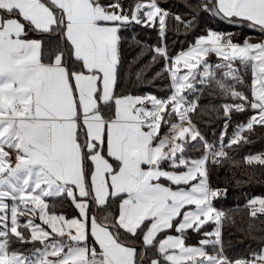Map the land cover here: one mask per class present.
Returning <instances> with one entry per match:
<instances>
[{
	"label": "snow or ice",
	"instance_id": "1",
	"mask_svg": "<svg viewBox=\"0 0 264 264\" xmlns=\"http://www.w3.org/2000/svg\"><path fill=\"white\" fill-rule=\"evenodd\" d=\"M203 8L264 35V0H215ZM168 16L156 0H141L128 10L119 0H0V264H264V247L247 259L224 255L225 213L212 204L221 193L207 182L209 162L221 164L226 147L248 142L245 132L264 127V40L238 45L230 34L209 30L175 58L156 47V55L166 61L171 94L116 96L121 28L158 22L163 37ZM176 20L191 27V21ZM29 33L41 38L30 39ZM45 37L54 45L47 52ZM210 53L223 63L209 64L205 58ZM237 60L252 69L250 101L225 83L239 81L233 66ZM201 65L202 71H194ZM181 66L188 70L183 75ZM214 69L227 71L217 78ZM196 83H215L225 95L244 102L224 104L226 118L233 110L244 111L246 104L255 110L227 144L225 132L218 143L210 142L193 124L191 114L199 105L184 93L197 91ZM163 126L168 133L161 136ZM189 141L202 147L200 158L183 156ZM245 162L264 165V155L248 156ZM165 163L186 171L165 170ZM64 196L81 219L48 213L45 198ZM112 204H118V214L108 211ZM248 206L252 217L264 215V199H251ZM37 215L68 242L45 243L50 232L31 218L20 223V217ZM209 222L216 224L204 233L209 239L199 247L186 246L183 234L200 232ZM170 229L180 235L159 239ZM9 233L44 248L28 256L10 251ZM129 237H140L143 247H130ZM151 249L158 255H150Z\"/></svg>",
	"mask_w": 264,
	"mask_h": 264
},
{
	"label": "trees",
	"instance_id": "2",
	"mask_svg": "<svg viewBox=\"0 0 264 264\" xmlns=\"http://www.w3.org/2000/svg\"><path fill=\"white\" fill-rule=\"evenodd\" d=\"M102 2L109 3L114 0H102ZM138 2L141 0H119L125 10L132 8ZM156 2L159 7L169 12L163 37H161L158 22L154 26L132 22L121 28L119 32L121 42L117 83L114 88L116 96L152 94L159 98H167L171 94L170 75L164 71L166 61L156 55L154 51L156 47H165L168 56L175 58L194 45L197 38L205 36L209 30L230 34L232 42L236 44H242L245 40L250 43L264 40V35L249 28L246 23L242 27L236 28L217 21L210 12L204 10L203 5L206 0H156ZM128 14L130 15V12ZM176 16H180L184 21H191V27H185L178 22ZM31 35L29 33L28 38L34 37ZM52 47L54 45L50 44L45 37V51L47 52ZM218 63H223V61L213 59L209 64L215 66ZM233 66L240 79L233 81L229 78L225 83L234 85L236 91L243 93L250 101L251 66H244L238 60L233 62ZM214 70L217 78H222L223 72L227 71V69ZM194 86L197 91L189 90L184 95L190 101L197 100L199 107L195 113L191 114L192 122L201 135L210 142L218 143L221 133L225 132L224 143L227 144L237 126L246 124L249 118L256 114L250 104H246L244 111L233 110L230 118H226L223 115L224 104L244 102L233 100L230 95H225L215 83L207 86L196 83ZM226 119L228 127L225 130ZM166 128L167 126H163L161 131ZM244 135L248 137V142L242 141L239 144L226 147L227 158L221 164L213 165L209 162L207 165L208 185L211 189L219 190L221 193L212 201L213 207L225 213L221 224L223 252L233 261L247 259L253 251H259L261 247H264V215L258 213L256 217H252L250 215L251 208L248 206L251 199L264 197V165L245 162V158L248 156L264 155V127L257 125L251 132H245ZM202 153L203 149L199 146L198 141H192L183 156L193 160L200 158ZM47 203L49 204L47 211L50 214L64 215L66 218L78 215V210L67 196L49 198ZM108 211L118 214V204L110 205ZM89 215H91V211ZM103 215H105V210L100 211V216ZM211 228L212 224L203 226L200 232H188L186 242L198 244L203 233ZM19 230L29 236L27 230L23 228ZM174 233V229L166 230L165 233L160 234L159 239ZM9 236L10 251L14 250L22 254L30 252L29 243H21L15 237ZM129 245L140 249L143 246L142 239L129 237ZM205 248L209 253H213L211 245ZM150 255L158 254L155 253V249H151Z\"/></svg>",
	"mask_w": 264,
	"mask_h": 264
},
{
	"label": "rangeland",
	"instance_id": "3",
	"mask_svg": "<svg viewBox=\"0 0 264 264\" xmlns=\"http://www.w3.org/2000/svg\"><path fill=\"white\" fill-rule=\"evenodd\" d=\"M212 54V56L211 55H208L205 59H206V61L208 62V63H210L213 59H219L214 53H211ZM203 70V65H201V68L199 67V68H197V69H195L194 71H197V72H200V71H202ZM188 70L186 69V68H183L182 66L180 67V73L179 74H181V75H183L184 73H186ZM197 78H199V77H197ZM173 122H175V117H174V119L172 120ZM166 133H168V127L166 128V129H164V130H162L161 132H160V135L161 136H163V135H165ZM192 141H189V145H190V143H191ZM178 156L179 155H181L180 153H178L177 154ZM185 158H187L186 156H184ZM14 158V157H13ZM187 159H189V158H187ZM189 160H192V159H189ZM167 166H168V164H167ZM165 170H168V171H176V170H174V169H171V168H169V167H163ZM178 171H186V169H181V170H179L178 169ZM162 181H164V182H166V184L165 185H169V182L168 181H166V180H162ZM191 183H197V181H192ZM173 189H175L176 188V186L175 185H170ZM181 187H184V188H187L188 187V185H182ZM255 199H260V198H255ZM6 203H8L9 205H11V201L10 200H8V201H6ZM189 207H191V208H194V206H189ZM56 215V214H55ZM64 216V215H63ZM65 217V216H64ZM29 218H31L32 219V221H33V223L34 224H36V225H40L42 228H44L46 231H48V232H50L51 233V229L48 227V225H45V224H43L42 223V221L39 219V216L37 215V216H34V217H20L19 219H20V223H26L27 222V219H29ZM66 218V217H65ZM71 219H81V217H80V215H79V211H78V215L76 216V217H70V218H66V220H71ZM9 223H10V221H9ZM191 229H189V231H190ZM9 235H11L10 233H9ZM168 235H171V234H168ZM178 235H180V234H178ZM178 235H172V236H178ZM184 235H186V233H184L183 234V236ZM164 237H162L161 239H163ZM185 239V238H184ZM58 240H63L65 243H67L68 242V239H67V236H65V237H59V236H57L55 233H51V236H50V239H49V241H46L45 243H51V242H54V241H58ZM34 242H36V243H38V244H40V247H36L34 250H30V252L28 253V254H26L25 256H28V255H31L36 249H43L44 248V245L43 244H41L39 241H33V242H30V243H34ZM29 243V244H30ZM185 245L186 246H195V245H190V244H186L185 243ZM200 246V244L199 245H197V246H195V247H199ZM67 249H65V251H66ZM209 253V252H208ZM209 254H211V253H209ZM49 259H54L53 257H49Z\"/></svg>",
	"mask_w": 264,
	"mask_h": 264
},
{
	"label": "crops",
	"instance_id": "4",
	"mask_svg": "<svg viewBox=\"0 0 264 264\" xmlns=\"http://www.w3.org/2000/svg\"><path fill=\"white\" fill-rule=\"evenodd\" d=\"M214 3H215V0H214ZM244 24V23H243ZM214 32H216V31H214ZM219 33V32H218ZM32 34V35H31ZM34 34V35H33ZM30 35L31 36H34V37H30V39H38L39 38V36L41 35V34H36V33H30ZM207 35V34H206ZM205 35V36H206ZM245 42V41H244ZM243 42V43H244ZM243 43L242 44H238V45H243ZM254 43H258V42H254ZM189 49V48H188ZM188 49H186L185 51H187ZM179 55V54H178ZM209 55H211L212 56V54L210 53ZM201 67V66H200ZM252 70V69H251ZM253 79V78H252ZM251 85H252V80H251ZM251 99H252V93H251ZM162 167H168L167 166V163H165V164H163L162 165ZM176 171H178V169H175ZM179 170H181V169H179ZM162 183H164V184H166V182H164V181H161ZM49 198H45V202L47 203V200H48ZM260 199H264V197L263 198H260ZM258 207V206H257ZM215 208V207H214ZM49 213V212H48ZM50 214V213H49ZM210 224H212V228H211V230H207L206 232H212L213 231V229L216 227V224L215 223H212V222H209V223H207V224H205V225H210ZM204 225V226H205ZM188 232H192V230H187L185 233H186V235H184V238H185V243L187 244V238H188ZM205 233V232H204ZM204 233H203V237L201 238V239H199L200 241L201 240H204V239H209V237H206L205 235H204ZM179 233H174V234H171V235H178ZM89 240H88V243H89V245L91 246V244L93 243L91 240H92V238H91V236L89 235V238H88ZM214 239V238H213ZM63 241V240H62ZM200 244V242L198 243V244H190V245H195V246H197V245H199ZM130 247H135V248H137L136 246H132V245H129ZM143 247V246H142ZM141 247V248H142ZM205 250L207 251V249L205 248ZM208 252V251H207ZM23 255H26V254H23Z\"/></svg>",
	"mask_w": 264,
	"mask_h": 264
},
{
	"label": "water",
	"instance_id": "5",
	"mask_svg": "<svg viewBox=\"0 0 264 264\" xmlns=\"http://www.w3.org/2000/svg\"><path fill=\"white\" fill-rule=\"evenodd\" d=\"M206 3L208 4H214L213 0H206ZM213 16V15H212ZM217 21L227 25V26H230V27H236V28H240L243 26V23H232V22H229L225 17H223V15H218V16H213ZM30 246H31V249L34 250L36 247H40V244L34 242V243H30Z\"/></svg>",
	"mask_w": 264,
	"mask_h": 264
}]
</instances>
